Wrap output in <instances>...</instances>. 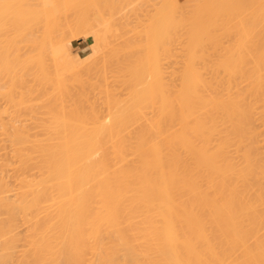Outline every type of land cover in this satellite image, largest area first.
Segmentation results:
<instances>
[{"label":"bare ground","instance_id":"bare-ground-1","mask_svg":"<svg viewBox=\"0 0 264 264\" xmlns=\"http://www.w3.org/2000/svg\"><path fill=\"white\" fill-rule=\"evenodd\" d=\"M19 1L21 0L14 3V0H0V77H3V74L7 77L0 78L2 88L0 93L6 92L7 97L6 94L5 96L0 94V97H5L7 104H10L8 108L2 105V108L11 111L9 115L18 114L16 119L15 116H11L14 122L6 116L7 110L0 112L3 113L1 115L6 116H0V118L10 119L9 123L0 119L2 130L0 131L2 134L0 135V264H264V56L262 54L264 49L258 46L259 48H255L257 55L250 57L245 54L249 50L244 49L256 29L253 23H257L256 20L264 15L257 19V16L253 14L252 17L256 20L253 18L251 24L248 23L251 20L250 17H247L249 20L246 21V17H243V20L236 14V17H241L236 21H242L237 25L244 29L243 31L240 27H236L237 30L240 28L243 31L240 32L239 46L226 49L225 52L216 53L214 56L210 55V52L205 54L202 36L209 33L205 32L207 29L213 31L209 27L213 25L215 29L214 22L221 19L216 17L213 19L217 8L208 11L204 8L206 2L202 3L203 5L197 4L198 9L196 8L197 12L193 19L194 13L190 14L192 23L187 14V16L185 13L181 15L185 17L183 20L188 18L190 22L184 20L186 23L182 21L181 23L185 24H181L179 20L182 18L178 19V16L182 10H177L176 7L181 8L179 4L183 5L184 0H180L182 2L179 1L178 6V0L161 1L163 4L159 6V12L155 15L156 11L155 13L153 11L155 16L153 18H158V20L155 19L156 23L151 17L149 22L152 24L147 25L152 28L144 29V31L142 29L137 33L139 36L141 32L143 35L147 32L150 39L142 34L140 35L144 38L140 36V39L144 42L148 39L149 42H141L142 45L138 47L136 43L139 44L140 41L131 40V42L126 36L127 31L124 33L121 31V35L119 34L120 30H128L126 27L129 24H127L128 19L125 22L126 18L122 17L123 21H119L125 22L126 25L117 23L118 21L114 22L118 24V28L119 24L123 25L124 29L119 28L120 30L113 35L112 32H116L117 29L113 30L116 25L111 27L114 23L110 16L112 23L108 18L105 21H110L112 25L109 27L104 25V29L102 28V30L106 29L102 33L104 35L94 30L95 35L97 34L99 38L101 37L99 35L105 38L109 33L111 37L126 36L121 37L123 44L125 39L129 43L125 42L123 46H120V50H117L121 58L118 54L116 55L118 57L109 56L111 55L109 50L111 51L113 46L104 43L105 47L106 45L111 47L105 54H108L111 61H108L107 56L106 58L101 56V58H104L105 62L107 59L109 63H106V68H110L114 59L124 57L122 61L126 60L127 63L132 64L128 66L126 62H122L121 70L123 69V74L124 72L127 74L124 77L127 81L129 78L133 79L136 76L133 74L136 72L138 80L134 78L132 89L128 85V91L131 90L134 93V96L131 92V95L127 93V98L130 95L128 100L132 96L128 103V100L122 99V101L121 98H118L121 102L118 101L117 97L111 102L109 97L108 110L105 111L107 114L104 112L106 119L103 120L104 108L99 112L100 108L95 105L97 109L90 111L94 106L90 104L91 108L88 109L89 104L85 105L88 98L85 99L84 96L80 98L84 101L83 106L82 103L78 105L75 103V106L73 103L71 110L69 104L66 105L69 109H66L65 103L61 104L62 97L60 99L59 96L52 95L56 98L50 100L52 96L47 97V93L44 97L42 95V98L38 95L40 98L36 100L40 102L45 96L48 98L43 99V102H46L45 106V103H37L43 112H46L45 114H42L39 106L36 105L37 110H35V104L32 107L33 104L29 103L31 101H27V99H34L33 94L32 97L28 95L36 90H43L44 84L47 85L46 89L44 88L45 92L49 91L48 86H52L50 90L57 87L54 90L59 89L58 92L69 91L73 85H68V82L73 84L74 80L72 83L71 79L76 76L80 85L79 76L85 64L82 65L83 62L78 59L76 63L74 59L66 58L60 49L48 50L50 46L46 45H50L48 43L51 41L46 40V37L50 38L49 35L53 34L50 31L51 27L58 26L59 29L55 28V30L63 31L70 19L76 16L78 19L71 20L73 23H69L70 27L67 26L69 27L67 31L73 30L72 33L75 27L81 30L93 26V18L91 19L88 13L87 16L88 11L85 12L87 9L80 7L87 0L81 1L82 3L77 0V4H74L76 0L75 2L66 0L67 3L64 5L63 0H56L54 3L60 1L61 4L58 3L56 8L54 4L49 6L47 3V5L46 0H34L38 8L33 7L29 0L23 1V5H20L22 2ZM69 1L74 3L70 6ZM97 1L98 7L94 5L96 7L93 6V8L101 11L105 6L103 9H106L105 11L108 9V13L111 12L110 15L112 12L115 14L119 6H123L117 3L121 0L117 2L113 0L118 7L110 0L104 5L101 2L105 0ZM213 1L214 5L222 2V0ZM88 2L85 6H91L95 0L90 4ZM73 5L80 13L71 12L74 9ZM44 6L55 8L53 12L60 11L59 15L61 10L63 13L70 9L71 14L68 11L66 13L70 14V19L67 18L68 22L61 19L66 17L65 12L58 19L56 17L57 21L48 16L49 21H54L53 24L56 22V25H52L45 19L52 8L47 11ZM177 11H179L178 14ZM232 11L228 4H222L220 12H223V19L225 14H230ZM58 13L55 15L57 16ZM83 13L86 15L84 16ZM206 13L211 21L207 24L214 23L208 28L202 27L203 24L200 22V20L205 21ZM72 14L75 15L72 16ZM203 14L204 20L201 19ZM222 16L220 14V17ZM88 19L91 20V25L83 22H89ZM74 20L76 26L72 27L75 24ZM43 22H46L49 29ZM78 22L80 25L77 24ZM38 23L41 26L37 25ZM188 23L190 25L187 31L188 38L184 40L186 35L184 37L182 35L186 29L182 31V26ZM21 24H24V27L22 25L19 29ZM247 25H250V28ZM42 26L48 29L45 37L43 36L46 32H40L44 30ZM144 26L142 24L141 27ZM146 26L144 28H148ZM251 26L254 30H250ZM256 26L258 27V24ZM37 27L39 30H36ZM245 28L253 31L252 35ZM32 30L39 35L33 34ZM55 30L53 32H56ZM152 30L153 34H151ZM10 32L14 33L12 39ZM18 33L19 35H16ZM213 35L215 38V34ZM2 37L5 40L2 39V41ZM211 37L208 36V39ZM104 38L102 37V40ZM212 38L209 42H213ZM6 39H9L8 42ZM20 39H22V45L19 42ZM213 40L216 41V39ZM17 41L22 49L19 46L15 49L18 45ZM178 41L184 45L181 49L183 48L185 52L180 58L177 56L179 54L176 57L175 54L173 55L174 51H178L179 45L176 47L177 50L173 49V45H176ZM24 45L27 50H30L28 53ZM131 47H133L132 51L128 52ZM141 47L144 54L140 50ZM121 48L123 50L126 48L128 55L130 53L131 56L132 53V57L129 58L127 52L124 55ZM112 49V51L116 50L115 47ZM11 50L16 53L13 51L12 54ZM17 50L21 51L17 54ZM47 50L49 53L53 51L54 55H51L52 53L49 55ZM114 52L112 54H115ZM20 53H24L25 59ZM12 55L14 56L11 57ZM18 55H21V58L16 57ZM52 56L53 63L49 64V57ZM10 57L12 59L16 57L14 61L17 58L21 61L25 60V63L21 64L23 65L21 69L18 67L16 70V66L20 65L21 61L18 59L17 64ZM99 61L101 60L96 61V66L93 64L94 67L101 64ZM140 63L141 67L136 68ZM108 64H110L109 67H107ZM52 65L53 67L55 65V71ZM104 65L105 63L102 64ZM126 65L129 68L124 71ZM31 66H39L37 76L33 75L36 69ZM87 67L83 73H87L86 70L90 72L91 69H88L93 66L88 69ZM101 67L98 69H101L100 73L103 74L106 68L103 72L102 68L105 66ZM130 67L138 71L131 70L133 73L131 74L128 70ZM60 70L62 73L59 72ZM20 72L22 78L19 75ZM70 73L74 75L71 76ZM32 75L36 79H31ZM128 75L129 77H126ZM27 76H31L29 80ZM65 76L66 82H64ZM81 76L84 78V75ZM38 77L41 79L36 83ZM83 78L81 82L86 81ZM6 79H8L7 83ZM19 79H21L20 85L23 83V86L17 82ZM88 81L92 80H87L85 85L81 83L82 88H79L75 81L77 86L75 85L73 89L79 88L84 91ZM25 82H28L30 86ZM1 83H5L8 87L5 84L1 86ZM26 84L30 89H27ZM36 84L41 85L42 89L36 88L38 86ZM17 85L23 88L22 91L26 88L24 92L29 91V94L17 90L20 88ZM65 86L68 87L66 90ZM84 86H86L85 89ZM32 87L34 91L30 92L33 90H31ZM9 91L10 93L12 91L14 95L9 93L8 96ZM16 92H21L22 96L17 94L19 97L13 98L17 96ZM105 92L106 94L108 92L106 96L108 98L110 90ZM58 98L59 102L55 103ZM70 99L73 98L70 97ZM62 100L65 102V98ZM23 103L27 104L22 107L25 111L21 108L16 114L17 110L13 106H21ZM62 105L65 108L60 107ZM26 106L31 116L37 111L36 119L42 118L43 122L39 123L41 120L37 123L33 122L36 120L31 119H35V115L32 118L26 115ZM85 106L89 112H86ZM83 107L85 110L82 109ZM12 108H15L14 113ZM30 109L32 112L34 110V113ZM146 110H149L148 114L150 113L149 120L145 118L146 115L149 118L148 114H145ZM40 113L42 116L38 118L37 115L39 116ZM19 114L26 118L21 119L23 122L17 121L22 117ZM46 117L51 119L47 120Z\"/></svg>","mask_w":264,"mask_h":264},{"label":"rangeland","instance_id":"rangeland-1","mask_svg":"<svg viewBox=\"0 0 264 264\" xmlns=\"http://www.w3.org/2000/svg\"><path fill=\"white\" fill-rule=\"evenodd\" d=\"M17 1V0H16ZM15 0H14V3L16 2ZM23 1H25L26 2V0H21V1H19V2H22V4H20V5H23ZM56 0H46V4L47 3H49V6H53V4H54V7L56 8V6H58V3L60 2H58V3H54ZM62 1V0H61ZM66 0H63V5H64V3H67V2H65ZM74 2H75V0H73ZM77 1V0H76ZM79 1V0H78ZM78 1L77 2H70L71 4H70V6L72 5V3H74V4H77L78 3ZM83 2V0H80V2ZM89 0H87L85 3L87 4V2H88ZM93 0H90V2H92ZM96 1L97 0H95V2H92V3H96ZM106 1H108V0H105V2H101V4H107V2ZM116 2H117V0H115ZM122 1V0H121ZM121 1L120 2H117V3H119V4H121V5H123V6H119V8H117L115 11H116V13L115 14H113L114 12H112V14L110 15V13L111 12H109L108 13V9H107V11H105L103 8L105 7H103L102 8V10H101V4L99 5L100 7H99V10H101V11H98V10H96V8L94 9L93 8V6L94 5H96L97 7H98V5H97V3L96 4H93L92 5V3H91V6H85V3H84V5L82 6V4L80 5V7L83 9H87V10H85V12L86 11H88V12H86V14L88 13L89 15H90V17H91V19L93 18V26L91 25L92 23L90 22L91 20H89L88 19V21L89 22H87V21H83V22H85V24L87 25H91V27H88V26H86V27H88V28H84V29H79L78 27H75L76 29L78 28V30H76V29H74V32H72L71 33V31H73V30H68L67 31V29H69V27H70V25H69V23H71L72 21V19L73 18H75V17H73L72 19H70L69 18V16H70V14H71V12L72 13H76V14H78V13H80V12H78L77 10H76V6L74 7V5H73V8L76 10V11H72V10H74V9H72L71 10V12L69 11L70 9H68V10H66L67 8H69L67 5H65V6H67V8L66 7H64V8H66L65 10H66V12L65 11H63V13L65 12V14L66 13H70L69 15H67L66 14V17H64L65 16V14H64V16H62V17H64V18H61V19H63V21L64 20H66V22H68L67 20V18H69L70 19V21L66 24L67 26H69V27H67L66 26V32H65V30H58V31H56L55 30V28L57 29L58 28V26L57 27H55L54 28V26H53V28L51 27L50 28V31H52L51 33H53L52 35L50 34L49 35V33H48V35L49 36H51L50 38H47L46 37V40L48 39V41H51L50 43H48V44H50V45H46V46H50L49 48H47L48 50L50 49H60L62 52H63V55L66 57V58H70V59H74L73 61H77V59H78V61H81V62H83V63H81L82 65L83 64H85V66L87 67L88 65H89V67L91 66H93L92 68H93V70H92V68H89V67H87V69L88 70H90L91 69V71L89 72V71H87L86 70V72L87 73H83V71H84V69L86 68L85 66L84 67H82L83 68V70L81 71L82 73H81V75H84V78H83V76H81L80 75V73H78V75H80L79 76V80H80V78H81V80H80V85H79V82H78V80H77V78H76V76L74 77H72V79L71 78H68V79H71V82L74 80V83L73 84H69V82H68V85H73L72 87L74 88L75 87V85L78 83V85H79V88H82V87H80L82 84L83 85H85L86 84V81L87 80H92L91 82L90 81H88V82H90V83H88L87 82V84L88 85H86V86H84V89H85V87H86V89L84 90V91H82V90H80L79 88L78 89H73V88H71V89H69V91H60V92H58V90H54V89H56V88H54L53 90H50V88L52 87V86H48L47 87V89L49 88V91L48 90H46V92L44 91L46 88H45V86H47L46 84H44V86L42 85V87H44L43 88V90H36L34 93H31L30 95H28L29 97H32L31 95L33 94L34 96L33 97H35L34 99L32 98V100H33V102H32V100L31 99H27V101H31V102H29L30 103V105H31V103L33 104V105H31L32 107L34 106V104H35V110H37L36 108V105H37V103H45L44 104V106L46 105V102L44 101L43 102V99H48V98H46V96L47 97H51L52 95H55L56 97L57 96H59V98L61 99V97H62V99H64L65 98V102L61 99V104H63V103H65V106L67 105V104H69V108H71V110H72V106H71V104H73L74 106H75V103H77V105H78V103H82V102H84V101H81V99L80 98H82L83 96L85 97V99L86 98H88V99H86V101H85V105L86 104H92L93 106H94V108H92L90 111H92L93 109H97V108H95V105L97 106V107H99L98 109H99V112H100V110L101 111H103V108H104V111H103V115H102V117L104 118V112L106 111V110H108L107 108H108V99H109V97H110V101L111 100H115L114 98H116L117 97V99L119 98H121V100L122 99H125L124 101H127L128 100V98L130 97V95H131V93H133V91H128V89H129V87H128V85L129 86H131V89L133 88V86H134V83H133V81H134V78L135 79H137L138 80V78L136 77L137 76V74H136V70L138 71V69H136V70H134V74L132 73V68L130 67V69H128L130 72H131V74H133L134 76V78L133 79H131V78H129L128 79V81H127V78H125L124 77V75H127V74H125L126 72H124V74H123V69L121 70V65L123 64L122 62H126V60H124V61H122V59L124 58H122V59H119V58H116V59H114V61L112 62L113 64H111L112 66H110V64H108V66L107 67H109L110 66V68H106V63H109V62H107V59H108V61H111V60H109V57L107 56V55H105L107 52H108V49H109V47L111 46H113L112 48H114L115 47V49L116 50H114V51H117L119 48H120V46L123 44V40H122V38L121 37H126V36H128L127 38H129L130 39V41L132 40L133 42H139L140 41V43L138 44V43H136L137 44V47H138V45H142V43L141 42H143V43H145V42H147L148 41V39L147 38H149L150 39V37H149V34L147 33V32H145V35H143L142 34V32L140 33V34H142V36H145L146 37V35H147V41L145 40V42H144V40L143 41H141V35L139 34V36H138V32H139V30H141L142 31V29H143V31H144V29H147V30H150L151 28H149V26L147 25V24H149V23H151V22H149L150 21V18L152 17H155V16H153V14L155 13V11H156V13H155V15L157 14V12H159V9H160V7L162 6V4L163 3H161V1L163 2V0H123L122 1V3H121ZM179 1L180 0H178V3H177V6H178V4H179ZM183 1V0H182ZM182 1H180V2H182ZM24 2V3H25ZM29 2H30V4H32L33 5V7H36V8H38L35 4H34V0H29ZM39 2V1H38ZM90 2H88V4H90ZM98 2V1H97ZM110 2L111 3H113V0H110ZM176 2V1H175ZM204 2H206L205 3V7L204 8H207L208 9V11H209V9H216V12H215V14H214V17H213V19H215V17L217 18V19H221V20H217V22L215 21L214 23H211V24H214V26H216L215 27V29L211 26V24H207V23H209V22H211L210 20H209V17L207 18V16L208 15H210L209 14V12H207L206 10H205V12H207L208 13V15H207V13L205 14L206 15V19H205V15L203 14L202 16H201V19L202 20H204L205 19V21L204 22H202L201 20H200V22H201V24H203V26L202 27H205V28H208V26L210 25L211 27H209L210 28V30H212L213 29V31H209L208 29L205 31V32H209L208 34L206 33V35H208L209 37H211V36H213V38H212V41L213 42H209V40H211V38H209L208 39V36H206V35H203L202 37V41H204L203 42V46H204V49L206 50V53L205 54H209V52H210V55H213L214 56V54H216V53H223V52H225V50L226 49H232V48H237L236 46L238 45V41L240 40V32H243L244 31V29L243 28H241L240 26H238L239 24H238V22L240 23V22H242L241 20L239 21L238 20V22L236 21L238 18H239V16H235L236 14H238V15H240L242 18L243 17H250L251 18V20L250 21H248L249 19L247 18V20H246V18H245V20L246 21H248V23L250 22L251 23V21L253 20V18H254V20H256L255 19V17L258 19L260 16H263L264 15V0H261V1H259V0H222V2H215V3H217V4H215L214 5V1L213 0H184L183 1V5H181V3L179 4L180 6H181V8L179 7V8H177L176 7V9L177 10H179V9H181L182 11H180V13H179V11H177V14L179 13L180 14V16H178V19H179V17L180 18H182V20H179L180 21V23L182 22V21H184V20H186V21H188L189 22V20L191 21L193 18H194V16H195V13L197 12V10H196V8H197V4H202V3H204ZM18 3V2H17ZM109 3V2H108ZM111 3H109V4H111ZM19 4H17V5H19ZM36 4H37V1H36ZM39 4V3H38ZM57 4V5H56ZM60 4V3H59ZM115 4V6H117V4L114 2L113 3V5ZM222 4H228L229 6H230V8L231 9H233V11L232 12H230V14L232 13V15H230L229 13V15L227 16L226 14H225V19H223V17H224V15H223V12L221 13L220 12V10H221V8H222ZM48 5V4H47ZM61 5V4H60ZM63 5H62V9H63ZM69 5V4H68ZM79 5V4H78ZM203 5V4H202ZM41 6V5H40ZM49 6H48V8L46 7V6H44L46 9H47V11H48V9L50 10V8H52V7H50L49 8ZM96 6H94V7H96ZM160 6V7H159ZM182 6H183V8H182ZM214 6V7H213ZM43 7V6H42ZM108 7V6H107ZM118 7V6H117ZM219 7V8H218ZM55 8L53 9H51L50 11H51V13H49L50 11H48V13H47V16H46V20H48L47 19V17L48 16H50V19H55V21H57V19H58V17H61L60 15L62 14L63 15V13H62V10H61V14L59 15V13H60V11H59V13H58V11H55V12H53V10H55ZM60 8V7H59ZM71 8V7H70ZM120 8H121V10H120ZM123 8V9H122ZM61 9V8H60ZM59 9V10H60ZM98 9V8H97ZM154 9V10H153ZM198 9V8H197ZM235 9V10H234ZM56 10H58V8L56 9ZM78 10H79V8H78ZM95 10H96V12H95ZM158 10V11H157ZM185 10V11H184ZM194 10H196V11H194ZM218 10V11H217ZM236 10H237V12H236ZM68 11V12H67ZM80 11V10H79ZM84 11V10H83ZM109 11H110V9H109ZM153 11H154V13H153ZM184 11V12H183ZM235 11V12H234ZM52 12L54 13V15L52 14ZM82 12V11H81ZM233 12H234V16H233ZM258 12H260L259 14H258ZM263 14H262V13ZM55 13H58V15L56 16L55 15ZM95 15H94V14ZM185 13V16H187L188 18H189V20H187V19H184L183 20V18H185V17H182L183 16V14ZM194 13V15H193V17H192V19L190 18L191 17V15ZM219 13V14H218ZM257 13V14H256ZM50 14V15H49ZM84 14V13H83ZM86 14H84V16L86 15ZM88 14H87V16H88ZM187 14V15H186ZM191 14V15H190ZM220 14H221V16L222 17H220ZM253 14H255V17H252L253 16ZM262 14V15H261ZM75 15V14H74ZM73 14H72V16H74ZM82 15V14H81ZM80 15V17H82ZM114 15H115V17L117 18H115L114 17ZM152 15V16H151ZM159 15V14H158ZM182 15V16H181ZM259 15V16H258ZM68 16V17H67ZM71 16V17H72ZM83 16V17H84ZM86 16V17H87ZM110 16H112V18H113V23L114 22H116V21H118L117 23H121V22H119V21H123V19H121L122 17L125 19V22H127L126 20L128 19V22H127V24L128 25H126V23L125 22H122V23H124V25H126V27H127V29L128 30H126V29H124V27H123V25H121V24H119V28L120 29H124V30H120L119 28H118V24H115L114 23V25L113 26H111L112 24V21H111V17ZM190 16V17H189ZM217 16H219V18L217 17ZM228 18H227V17ZM231 16H233V17H231ZM56 17H57V19H56ZM79 17V16H78ZM85 17V18H86ZM236 17V18H235ZM240 17V18H241ZM49 18V17H48ZM85 18H83V19H85ZM87 18H89V17H87ZM107 18H108V20H110L111 21V23H110V21L108 22V21H105V20H107ZM109 18H111V19H109ZM204 18V19H203ZM239 18V19H240ZM44 19V20H45ZM60 19V18H59ZM76 19H78L77 18V16H76V18H75V20ZM154 19V18H153ZM152 19V20H153ZM155 19H157L158 20V18H155ZM154 19V20H155ZM223 19V20H222ZM259 19H261V20H259ZM258 20H256V22L257 23H253V26L254 27H256V29H255V31H254V33H253V31H249L248 29H246L245 28V30H247V31H249V32H251V35H252V33H253V37L251 36V38L249 39L250 41H249V43L246 45L247 47L246 48H244V49H248L249 50V52H245V54H246V56H248V57H250V56H254V55H257V53H255V48H259L258 46H261L263 49H264V16L263 17H260ZM43 20V21H44ZM45 20V21H46ZM74 20V21H75ZM80 20V19H79ZM115 20V21H114ZM157 20H155V23H156V21ZM177 20V19H176ZM243 20H244V18H243ZM78 21V20H77ZM81 21H82V18H81ZM81 21H79V22H81ZM178 21V20H177ZM178 21V22H179ZM186 21H184L185 23H186ZM221 21V22H220ZM259 21V22H258ZM47 22V21H46ZM46 22H43L44 24H46ZM48 22H50V23H52V22H54V21H49L48 20ZM47 22V23H48ZM61 22V21H60ZM59 22V23H60ZM79 22L77 23L78 25H80L79 24ZM105 22L108 24H105ZM153 22V21H152ZM183 22V23H184ZM213 22V21H212ZM223 22V23H222ZM253 22V21H252ZM16 23H18V22H16ZM43 23H42V25H43ZM49 23V24H50ZM56 23V22H55ZM53 24L52 23V25H56V24ZM64 23V22H63ZM63 23H60V24H63ZM73 23V22H72ZM141 23V24H140ZM183 23H181V24H183ZM184 23V24H185ZM190 23V22H189ZM189 23L186 25V26H188L187 28H186V26H182V28H183V30L182 31H185L184 29H186V32L182 35L183 37H184V35H186L183 39L185 40V39H187L188 38V35H187V31H189V27H190V25H189ZM191 23H192V21H191ZM199 23V22H198ZM205 23H206V25H205ZM217 23V24H216ZM261 23V24H260ZM263 23V24H262ZM110 24V25H109ZM142 24H143V26H144V24H146L145 26L146 27H148V28H142L141 26H142ZM152 24V23H151ZM150 24V25H151ZM153 24H154V22H153ZM222 24V25H221ZM223 24H225L224 26H223ZM238 24V25H237ZM242 24V23H241ZM240 24V25H241ZM252 24V23H251ZM258 24V27L256 26ZM7 25V24H6ZM9 25V24H8ZM15 25V24H14ZM17 25V24H16ZM23 25V27H24V24H21V25H19V29H21V26ZM37 25H40L39 23L37 24ZM51 25V26H52ZM82 25V24H81ZM104 25H106L107 27H109V26H111L112 28L116 25V27L115 28H113V30L115 29V31H116V29H117V31L116 32H114L113 30V32H112V34L113 35H115V33H117L119 30H120V35H121V31H122V33H124V31H127V32H125L127 35L126 36H121V37H119L120 35H117V36H113V37H111L112 35H109L110 33H109V31H107L109 34L107 35V32H106V35L107 36H105V38H104V36H102V35H104V34H102L103 32H105L106 31V29L105 30H102V28L104 29ZM141 25V26H140ZM156 25V24H155ZM155 25H153V26H155ZM205 25V26H204ZM220 25V26H219ZM236 25V26H235ZM41 26V25H40ZM40 26H38V27H40ZM45 26H47V24L45 25ZM74 26H76V21H75V24H73L72 25V27H74ZM83 26V25H82ZM105 26V27H106ZM152 26V25H151ZM7 26H5V28H6ZM9 27V26H8ZM12 28H14L13 26H11ZM37 27V28H38ZM42 27H44V26H42ZM48 27V29H49V26H47ZM47 27L45 28L44 27V30L42 29V31H40V32H46V33H44L45 35L43 36L42 35V33H40L39 31V33L41 34V36H43V37H45L46 36V34H47ZM59 27H61V26H59ZM72 27H71V29H72ZM80 27V26H79ZM92 27H94V29H92ZM110 27V28H111ZM121 27H123V28H121ZM223 27V28H222ZM227 27H229V28H227ZM238 27H240L241 29H243V31L242 30H240V28L237 30V28ZM247 27H249L250 28V25L248 26L247 25ZM254 27H252L251 26V28L252 29H250V30H254ZM5 28H3V29H5ZM11 28V29H12ZM16 28V27H15ZM14 28V29H15ZM65 28V27H64ZM83 28V27H82ZM92 29V30H90V29ZM109 28V29H110ZM224 28H227V29H224ZM17 29V28H16ZM33 29H36V28H33ZM51 29H54L56 32H53L54 30H51ZM59 29V28H58ZM60 29H62V28H60ZM220 29V30H219ZM263 29V30H262ZM9 30V29H8ZM13 30V29H12ZM25 30V29H24ZM23 30V31H24ZM30 31H31V29H29ZM36 30H39V28L38 29H36ZM94 30H95V32L97 33H101L102 35H99V36H101L100 38L99 37H97L98 35L96 34L95 35V33H94ZM153 30H154V28H153ZM153 30L151 31V34H153L152 32H153ZM215 30V31H214ZM227 30V31H226ZM11 31V30H10ZM15 31V30H14ZM13 31V32H14ZM19 31V30H18ZM23 31H22V35L24 34L23 33ZM70 31V32H69ZM146 31V30H145ZM9 32V31H8ZM12 32V33H13ZM27 32V31H26ZM25 32V33H26ZM32 32H33V30H32ZM31 32V33H32ZM148 32H150V31H148ZM215 34V38H214V35L212 34ZM11 33V32H10ZM12 33H11V39H12V37L14 38V33H13V36H12ZM144 33V32H143ZM263 33V34H262ZM2 34L4 35V33L2 32ZM26 34H28V33H26ZM33 34H37V32L34 30V32H33ZM212 34V35H211ZM16 35H19V33L18 34H16ZM15 35V36H16ZM20 35H21V33H20ZM30 35V34H29ZM32 35V34H31ZM39 34H37V36H38ZM123 35V34H122ZM5 36V35H4ZM3 36V37H4ZM10 35H8V37H9ZM34 36V35H33ZM36 36V37H37ZM141 36V37H140ZM153 36V35H152ZM151 36V37H152ZM181 36V37H182ZM204 36L206 37V38H204ZM1 38V40L2 39H4V38ZM6 37V36H5ZM20 37V36H19ZM27 37V36H26ZM35 37V38H36ZM40 37V36H39ZM38 37V38H39ZM42 37V38H43ZM102 37L104 38V40H102ZM180 37V38H181ZM142 38H144V37H142ZM17 40H18V38H16ZM24 39V38H23ZM29 40V38H26V40ZM40 39V38H39ZM140 39V40H139ZM182 39V38H181ZM183 39H182V41H183ZM204 39V40H203ZM213 39H216V41L215 40H213ZM5 40V39H4ZM7 40V39H6ZM9 40V39H8ZM8 40H7V42H8ZM21 41H19L20 43H21V45H22V39H20ZM45 39H44V41H46ZM128 40V39H127ZM138 40V41H137ZM208 40V41H207ZM3 41V40H2ZM11 41V40H10ZM9 41V42H10ZM14 41V40H13ZM13 41H11V42H13ZM16 41V40H15ZM43 41V42H44ZM131 41V42H132ZM10 42V43H11ZM39 42H40V40H39ZM125 42H127V43H129V41H126V39H125ZM125 42H124V44H125ZM131 42H130V44H131ZM149 42V41H148ZM209 44H208V43ZM263 43V44H261V43ZM5 43V42H4ZM15 43V42H14ZM25 43V42H24ZM23 43V44H24ZM46 43H47V41H46ZM52 43V44H51ZM107 43V45H110V46H108L107 47V45H106V47H105V44ZM181 43H183V42H181ZM205 43V44H204ZM17 44H18V41H17ZM123 44V45H124ZM217 44V46H214V45H216ZM6 45H8L7 43H6ZM12 45V44H11ZM27 45V44H26ZM26 45H24L23 47H24V49L26 50V52L28 53L30 50L28 49L27 50V48H28V45H27V48H25L26 47ZM31 45V44H30ZM30 45H29V47H30ZM33 46H34V44H32ZM51 45H52V47H51ZM122 45V46H123ZM129 45V44H128ZM133 45V44H132ZM132 45H130V46H132ZM140 45V46H141ZM177 45H179L178 47V51H174V53H173V55L175 54V57H176V55L177 54H179V55H177L179 58L180 57H182L181 55H183L184 56V53L185 52H183V48L181 49V46L183 47L184 45H182V44H180V41H178V43L175 45H173V49L175 48V50H177L176 49V47H177ZM207 45V46H206ZM5 46V45H4ZM9 46V45H8ZM14 46H16V44H14ZM18 46H19V44L15 47V49L16 48H18ZM32 46V48H34L35 49V47H33ZM127 46V45H126ZM130 46H128V47H130ZM134 46H136L135 44H134ZM133 46V47H134ZM175 46V47H174ZM239 46V45H238ZM7 47V46H6ZM12 47V46H11ZM110 47V48H111ZM133 47H131V48H129V49H131L130 51H128V52H131L132 51V48ZM136 47V48H137ZM143 47V46H142ZM142 47H141V49L140 50H142V52H143V49H142ZM9 48H10V46H9ZM19 48H21V46H19ZM31 48V49H32ZM46 48H45V50H46ZM111 48V51L109 50V53H111V55H109V56H112V55H115V56H113V57H120L121 58V54L120 53H118V51L117 52H114V51H112L113 49ZM123 48V47H122ZM121 48V49H122ZM8 49V48H7ZM12 49V48H11ZM14 49V50H15ZM22 49V48H21ZM33 49V50H34ZM75 49V50H74ZM134 49H135V47H134ZM13 50V51H14ZM47 50V51H48ZM120 50V49H119ZM123 50V49H122ZM121 50V51H122ZM125 50V51H124ZM123 50V54L125 55V52H127L126 51V48ZM127 50H128V48H127ZM137 50H139V48L137 49ZM217 50H218V52H217ZM12 51V50H11ZM11 51H9V52H11ZM13 51L11 52L12 54H13ZM21 51V50H20ZM20 51H18L17 50V54H18V52H20ZM23 51V50H22ZM34 51H36V50H34ZM33 51V52H34ZM120 51V52H121ZM219 51H221V52H219ZM15 52V51H14ZM31 52H32V50H31ZM30 52V53H31ZM53 52V51H52ZM51 51H50V53H49V51L47 52V53H49V55L52 53ZM115 53V54H112V53ZM128 52L126 53L127 54V56H129V58L130 57H132V53H131V56H130V53H129V55H128ZM133 52H134V50H133ZM138 52V51H137ZM142 52H140V53H142ZM177 52V53H176ZM208 52V53H207ZM212 52V53H211ZM16 53V52H15ZM24 53H25V51H24ZM23 53V54H24ZM37 53V52H36ZM46 53V52H45ZM135 53H136V51H135ZM20 54H22V53H20ZM22 54V56L21 57H24V59H25V56ZM118 54V56H116ZM120 54V55H119ZM142 54H144V52L142 53ZM146 54V53H145ZM263 54V56H264V52L262 53ZM261 54V55H262ZM11 55V54H10ZM30 55V54H29ZM28 55V56H29ZM33 55V54H32ZM51 55H54L53 53L51 54ZM124 55H122V56H124ZM133 55H134V53H133ZM141 54H139V57H141L140 56ZM14 55H12L11 57H13ZM19 55L18 56H16V57H20ZM27 56V55H26ZM48 56V55H47ZM101 56L103 57V56H105V58H106V56H107V59H106V62H105V60H104V58L102 59L101 58ZM137 56H138V54H137ZM136 56V57H137ZM144 55H142V57H143ZM10 57V59H12ZM15 57V58H16ZM20 57V58H21ZM30 57V56H29ZM32 57V56H31ZM46 57V56H45ZM113 57H111V58H113ZM135 57V56H134ZM135 57V58H136ZM144 57H146V56H144ZM8 58H9V56H8ZM14 58V59H15ZM47 58V57H46ZM46 58H44V60H46ZM51 58H53V56L52 57H49V64H51V63H53V60L51 59ZM101 58V59H100ZM138 58V57H137ZM136 58V59H137ZM14 59H12L13 61H14ZM19 58H17V60H18ZM26 59H28V58H26ZM132 59V58H131ZM146 59H147V57H146ZM146 59H144V60H146ZM17 60H15L14 62H18ZM20 60V59H19ZM98 62V60H101V61H99V62H101V64H98L97 66L98 67H94V65L93 64H95V66H96V61ZM104 60V61H103ZM113 60V59H112ZM10 61V60H9ZM21 61V60H20ZM27 61V60H26ZM48 61V60H47ZM77 61V62H78ZM102 61H103V63H102ZM135 61V60H134ZM32 62V61H31ZM30 62V63H31ZM76 62V63H77ZM129 62V61H128ZM130 62H133V61H130ZM137 62V64H138V60L136 61ZM15 63V65H17ZM20 63V62H19ZM25 63V60L23 61H21V63H20V65L18 66H16V70H18V67L20 68V67H22L21 66V64H24ZM45 63H47L46 61H45ZM80 63V62H79ZM105 63V67L104 66H102V64H104ZM127 63V62H126ZM14 64V63H13ZM32 64V63H31ZM30 64V65H31ZM34 64V63H33ZM36 64V63H35ZM34 64V65H35ZM81 64H80V66H81ZM92 64V65H91ZM128 64V66H129V64H131V63H127ZM14 65V66H15ZM28 66H29V64H27ZM118 65H120V67L118 66ZM134 65H135V63H134ZM27 66V67H28ZM47 67H49L48 65H46ZM102 66V67H104V68H102V71H103V69H105V72L103 73V74H101L100 73V70L101 69H98V68H100V67ZM127 66V65H126ZM125 66V67H126ZM124 67V71L127 69V68H129V67ZM130 66H132V64L130 65ZM137 66V65H136ZM135 66V67H136ZM31 67H33V66H31ZM38 67V68H37ZM120 69H119V68ZM139 67H141V63H140V65H138V67H136V68H139ZM25 68H26V66H25ZM29 68V67H28ZM34 69H36L35 71V73H33V75L35 74V76H37V69H39V66H36V67H33ZM49 68H51V67H49ZM54 68V71H55V65H54V67H53V65H52V69ZM15 69V68H14ZM21 69V68H20ZM32 69V68H31ZM48 69V68H47ZM46 69V70H47ZM108 69V70H107ZM141 69V68H140ZM15 70V71H16ZM25 70V69H24ZM29 70V69H28ZM33 70V69H32ZM32 70H30L31 71V73H32ZM120 70V71H119ZM132 70V71H131ZM245 70H249V69H245ZM23 71V70H22ZM34 71V70H33ZM39 71V70H38ZM50 71V70H49ZM53 71V70H52ZM52 71L50 72V73H52ZM127 71V70H126ZM19 72V71H18ZM25 72H26V70H25ZM24 72V73H25ZM29 72V71H28ZM27 72V73H28ZM40 72V71H39ZM59 72H61L62 73V70H60ZM66 72V71H65ZM64 72V73H65ZM85 72V71H84ZM119 72H121V74H123V75H120V73ZM17 73V72H16ZM27 73H25V74H27ZM54 73V72H53ZM56 73V72H55ZM54 73V74H55ZM67 73V72H66ZM18 74V73H17ZM71 74V73H70ZM99 74H101V75H99ZM20 76H21V72H20V74H19ZM30 75V74H29ZM33 75H32V78L31 79H36V77H33ZM66 75H68L69 76V74H66ZM72 75H74V74H71V76ZM129 75H130V73H129ZM129 75L128 76H126V77H129ZM6 76H8V75H6ZM24 76V75H23ZM55 76V75H54ZM63 76V75H62ZM70 76V77H71ZM132 76V75H131ZM130 76V77H131ZM3 77H4V74H3ZM0 77L1 79H5V78H7V77ZM26 77V76H25ZM25 77H23L24 79H25ZM30 77L31 76H27V78H28V80L30 79ZM66 77V76H65ZM65 77H63V78H65ZM12 78V77H11ZM17 78V77H16ZM19 78V77H18ZM21 78H22V76H21ZM74 78V79H73ZM82 78L85 80L86 79V81L85 82H81L82 81ZM89 78V79H88ZM8 79H9V77H8ZM8 79H6V83H7V81H8ZM24 79H22V81L24 80ZM39 79H41V78H39L38 77V79H37V81H36V83L37 82H39L38 80ZM76 79V80H75ZM130 79H131V81H130ZM12 80V79H11ZM16 80V79H15ZM21 79H19V81L17 80V82L19 83V85H20V81ZM27 80V79H26ZM65 81L64 82H66L67 81V77H66V79H64ZM83 80V81H84ZM137 80H135V82H136V84H137ZM1 81V80H0ZM3 81V80H2ZM33 81H35V80H33ZM69 81V80H68ZM77 83H76V82ZM10 82V81H9ZM9 82H8V85H9ZM12 82V81H11ZM16 82V83H17ZM29 82V81H28ZM28 82H25V83H28ZM31 82V81H30ZM29 82V83H30ZM42 82V81H41ZM93 82V83H92ZM17 83V84H18ZM28 83V84H29ZM34 83V82H33ZM82 83V84H81ZM2 84H5V83H1V86H2ZM11 84V83H10ZM23 84V83H22ZM21 84V85H22ZM31 84H32V82H31ZM67 84V83H66ZM131 84V85H130ZM135 84V85H136ZM6 85V84H5ZM12 85V84H11ZM19 85H17V86H19ZM20 85V86H21ZM36 85H38V84H36ZM41 85L38 87V86H36V88H40L41 87ZM127 85V86H126ZM4 86V85H3ZM7 86V85H6ZM19 86V87H20ZM23 86V85H22ZM29 86H30V84H29ZM33 86H35V85H33ZM77 86V85H76ZM8 87V86H7ZM19 87H16V88H19ZM26 87H27V89H30V88H28V85L26 84ZM63 87H64V85H63ZM62 87V88H63ZM66 87V86H65ZM69 87H71V86H69ZM128 87V88H127ZM1 88V87H0ZM4 88V87H3ZM10 88H12V86L10 87ZM10 88L8 89V88H5V89H7V90H10ZM16 88H14V89H16ZM35 88V89H36ZM62 88H60V89H62ZM68 87H66L65 88V90L67 89ZM107 88V89H106ZM2 89V88H1ZM5 89H3V91L5 90ZM23 89V88H22ZM22 89H21V87L19 88V89H17V90H21L22 91ZM33 89V87L31 88V90ZM40 89H42V88H40ZM52 89V88H51ZM110 90V92L111 93H113L112 94V96L110 95L111 93L109 92V96H108V98L106 97L107 96V94H108V92H107V94H106V90ZM13 90V89H12ZM24 90H26V88H24ZM24 90L22 91V92H24ZM105 90V91H104ZM1 92H2V90H0ZM34 91V89L32 90V91H30V92H33ZM48 91V92H47ZM5 92V91H4ZM29 91H27V93H28ZM131 92V93H130ZM9 93H10V91L8 92V96H9ZM21 93V92H20ZM20 93L19 92H16L15 93V95H17V94H19L20 95ZM25 93V92H24ZM27 93H25V94H27ZM47 93V95L45 96V98H43V99H41V102H40V100H36L37 98H42V95H43V97H44V95ZM130 94L129 95V97L127 98V96H128V94ZM1 94V93H0ZM3 94V93H2ZM1 94V95H2ZM5 94H6V92H5ZM5 94H3L4 96H5ZM10 94H13L14 95V93H12V91H11V93ZM29 94V93H28ZM0 95V96H1ZM19 95H17V96H12L13 98H18L19 97ZM38 95H41L40 97L38 96ZM51 95V96H50ZM115 95V97H113ZM11 96V95H10ZM20 96H22V95H20ZM25 96V95H24ZM28 96H26L27 98H28ZM37 96V97H36ZM54 96V97H55ZM132 96H134V93L132 94ZM132 96H131V98H132ZM6 97H7V94H6ZM53 97V96H52ZM51 97V98H52ZM54 97H53V99H51L50 98V100H54ZM55 97V98H56ZM70 97H72L73 99H70ZM83 97V98H84ZM1 98V97H0ZM10 98V97H9ZM15 98V99H16ZM59 98H58V101H53V102H55V103H58L59 102ZM70 100H69V99ZM127 98V99H126ZM131 98H130V100H131ZM21 100H22V98H20ZM118 99V101H120ZM9 100H11V101H13L12 99H9ZM9 100H8V102H9ZM19 100V99H18ZM50 100H48V101H50ZM130 100H128L127 101V103L130 101ZM7 100H5V97L4 98H1L0 99V105H1V109H0V112H3V111H5V110H9V109H5V108H8V106L10 105H8L7 104V102H6ZM10 101V103H13V104H15L14 102H11ZM25 101H26V98H25ZM123 101V100H122ZM52 102V101H51ZM51 102H50V104H51ZM112 102V101H111ZM121 102V101H120ZM17 103V102H16ZM22 103V102H21ZM26 103V102H25ZM25 103H23L21 106H20V108H19V106H13V107H15L16 108V110H17V112H15L16 114L19 112L18 111V109H21L23 106H25V105H27V104H25ZM28 103V102H27ZM29 103H28V105H29ZM59 103V104H60ZM110 103V102H109ZM49 104V105H50ZM83 104L84 103H82V106H83ZM111 104V103H110ZM2 105L3 106H6L5 108L3 107L2 108ZM16 105V104H15ZM17 105H18V103H17ZM56 105V104H55ZM58 105V104H57ZM76 105V106H77ZM88 105V107L87 106H85V109H86V112H89V111H87V108L88 109H90L91 108V105L89 106ZM11 106V107H12ZM37 106H39V105H37ZM106 106V107H105ZM31 107V109H34V108H32ZM41 107H43V106H41ZM47 107H48V103H47ZM58 107H59V105H58ZM60 107H64V105H62V106H60ZM67 107V106H66ZM79 107V106H78ZM87 107V108H86ZM15 108H12V110H13V112L12 113H14V110H15ZM26 108V111H27V113L25 112V114L26 115H29V117L30 118H32V116L34 117V115L35 114H37V111H36V113H34V110H33V112L31 111V109H30V111L32 112V113H34V115H30L29 113H28V110L29 109H27V106L25 107ZM65 108V107H64ZM68 107L66 108V109H69ZM74 108V107H73ZM77 108V107H76ZM75 108V109H76ZM81 108V107H80ZM106 108V109H105ZM5 109V110H4ZM39 109L40 110H42V112H43V109H41L40 108V106H39ZM44 109H46V108H44ZM83 110H85L84 109V107L82 108ZM21 110H24L23 108L21 109ZM5 111L6 112V114L8 113V115H6L7 117L9 116L11 119H12V115L13 114H11V115H9L10 114V112L8 111ZM25 111V110H24ZM29 111V112H30ZM46 111V110H45ZM98 111V110H97ZM21 112V111H20ZM23 112V111H22ZM38 112H39V110H38ZM107 112V111H106ZM105 112V114H107ZM148 112H149V110H146V112H145V114L147 113L148 114ZM31 113V114H32ZM46 112H43L42 114H45ZM102 113V112H101ZM1 114H3V113H0V116H4V115H1ZM22 115L24 114V113H21ZM39 114V113H38ZM150 114V113H149ZM148 114V117L150 116ZM18 115V114H17ZM17 115H13V116H15V119H16V116ZM20 115V114H19ZM22 115H20V116H22ZM25 115V116H26ZM46 115H49V114H46ZM6 116H4V117H6ZM19 116V117H20ZM40 116H42L41 115V113H40V115L38 116L37 115V117L38 118H40ZM4 117H1L2 118V120L3 121H5V122H7V123H9L10 122V119H8V118H6L7 119V121H6V119L4 120L3 118ZM27 117V116H26ZM28 117V118H29ZM100 117V116H99ZM0 118V119H1ZM14 118V117H13ZM17 118H18V116H17ZM23 118H25V117H20V119L18 120L17 119V121H21V119H23ZM30 118H29V121H30ZM44 118H45V116H44ZM49 118V117H48ZM47 117H46V119L47 120H49V119H51V118H49L48 119ZM103 118H101V120L103 119ZM108 118V117H107ZM146 119H150V117L149 118H147V115H146V117H145ZM26 119V118H25ZM24 119V122L26 121ZM46 119H44V121H47ZM99 119V118H98ZM106 119V116H105V118L103 119V120H105ZM13 120V119H12ZM11 120V121H12ZM31 120H36V121H33V122H35V123H37V121H39V120H41V121H39V123H41V122H43L42 120V118H40V119H36V115H35V119H31ZM14 122H15V120H13ZM12 121V122H13ZM28 121V120H27ZM29 121L27 122V123H29ZM19 122H16L17 124H19ZM21 122H23V120L21 121ZM31 122V121H30ZM32 123V122H31ZM34 123V124H35ZM0 131H2L1 129H0ZM35 131V130H34ZM3 133V132H2ZM32 133H34L33 131H32ZM37 133H39V134H41L40 132H37ZM36 134V133H35ZM0 135H2L1 134V132H0ZM4 135V134H3Z\"/></svg>","mask_w":264,"mask_h":264}]
</instances>
